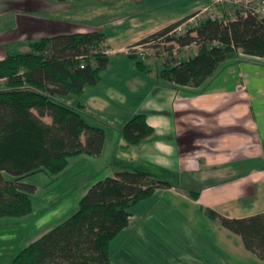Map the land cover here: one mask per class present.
Instances as JSON below:
<instances>
[{
	"label": "trees",
	"instance_id": "16d2710c",
	"mask_svg": "<svg viewBox=\"0 0 264 264\" xmlns=\"http://www.w3.org/2000/svg\"><path fill=\"white\" fill-rule=\"evenodd\" d=\"M179 23L140 43L170 37ZM169 37L181 49L196 45L197 53L167 59L162 78L171 85L198 88L239 54L264 58V14L237 12L227 21L207 17L196 28ZM105 45L100 31L56 34L31 42L28 52H8L0 60V218L31 214L35 187L23 183L25 178L41 172L58 176L73 157L101 155L105 132L87 112L83 92L99 82L109 64ZM136 66L146 70L142 60ZM153 133L144 114L121 129L130 145ZM171 187L143 171L122 170L98 180L79 199L74 214L20 250L10 264H111L113 241L130 226L132 207ZM189 195L197 199L198 192ZM205 214L264 260V213L245 219L209 209Z\"/></svg>",
	"mask_w": 264,
	"mask_h": 264
},
{
	"label": "crops",
	"instance_id": "0c3cea01",
	"mask_svg": "<svg viewBox=\"0 0 264 264\" xmlns=\"http://www.w3.org/2000/svg\"><path fill=\"white\" fill-rule=\"evenodd\" d=\"M148 1L141 0L138 10L112 24L121 30L126 26L129 31L119 39L106 36L109 64L101 71L96 88L89 92L91 86L85 87L83 100L87 109L118 117L123 126L137 114H144L154 133L130 145L121 134L122 126L113 144L108 137L112 132L103 128L105 142L98 158L105 160L112 153L110 145L128 146L129 157L148 169L128 171H143L172 185L157 193L171 203L170 210L179 220L174 227L177 232L171 238L166 234L168 229L159 233L164 249L168 250L173 240L186 246L187 251L176 254L181 264H264L245 249L238 235L205 214L209 209L226 218L245 219L264 213V58L239 54L198 88L171 85L161 72L160 78H149L152 76L147 69L138 68L147 72L140 78L138 74L127 75L125 66L112 67L113 56L137 57L131 52L134 46L172 24L204 13L215 0ZM173 3L178 6L167 16L150 15L153 8ZM37 19L42 18L34 16L33 20ZM58 31L61 30L51 32L62 34ZM196 53L197 48L191 56ZM78 158L84 161L95 157ZM192 159L195 164H190ZM190 191L198 192L197 199L191 198ZM153 220L145 215L141 225ZM157 225L162 230L163 224ZM123 253L117 264H134V255L130 251ZM169 255L163 251L160 258H155L156 263L149 264H173L171 260L175 258Z\"/></svg>",
	"mask_w": 264,
	"mask_h": 264
},
{
	"label": "rangeland",
	"instance_id": "374dc122",
	"mask_svg": "<svg viewBox=\"0 0 264 264\" xmlns=\"http://www.w3.org/2000/svg\"><path fill=\"white\" fill-rule=\"evenodd\" d=\"M154 1L166 2L167 0L148 2ZM139 2L141 0H0V60L3 59L2 55L5 56L8 52H28L31 42L53 36L57 33L51 32L54 29L61 30L58 32L62 34L100 31L106 36L119 39L128 33L129 28L125 26L121 30V28L112 27V24L120 17H127L136 8L138 10L141 6ZM260 2L262 4L263 0H215L211 2V9L196 17L180 21L182 29L174 34H184L189 29L196 28L207 17L223 21L232 20L237 12L248 13L257 6L262 7L263 4L258 5ZM177 4L173 3L165 7L166 4L163 8L158 7L159 9L153 8V15L152 13L150 15L167 16L175 6H178ZM38 5L40 8L37 7ZM52 6H57L58 9H51ZM33 7L37 8L33 9ZM34 16L42 19L33 20ZM78 22L79 26L76 24ZM174 34L168 37L171 38L175 36ZM168 37H163L145 48L141 56L134 53L150 71L152 77L149 78H160V72L167 59L174 58L177 61L187 59L197 48L196 45H192L188 49H179L177 44L168 41ZM135 58L113 56L110 64L112 67L125 66L127 75L138 74L139 78L146 76L147 72H140L136 66L138 59ZM2 85L0 83V87ZM92 88L96 87L91 86L89 92ZM87 112L96 119L97 125L112 132L113 135L110 134L108 137L113 144L115 139L118 141L119 129L123 126L122 122H118V117L110 118L92 109H87ZM44 120L50 122L48 117ZM110 146V150L113 149V151L105 156V160L95 157L80 161V158L73 157L70 159L68 169L58 176H49L41 172L23 180V183L35 187L31 195L33 209L30 215L24 217L0 218V264H10L20 250L74 214L82 193L84 190L87 191L94 182L106 176H114L120 169L148 170L145 165H140L135 159L129 157L128 146L122 144ZM79 161L81 164L77 166ZM169 206L171 203L165 197L162 198L161 193H155L133 206L130 226L113 241L111 264H117L124 251H130L134 255V264H149L150 261L156 263L155 258H160L163 251L175 258L171 260L173 264H181L176 254L187 251L186 246L173 240L167 246L168 250L164 249L159 233V231L166 232L165 230L168 229L169 233L166 234L171 238L175 236L174 232H177L174 227L178 225L179 220L175 213L171 212L172 206L170 208ZM145 215L153 218V223L145 221V224L141 225V218ZM159 223L164 226L160 227L162 230H158Z\"/></svg>",
	"mask_w": 264,
	"mask_h": 264
},
{
	"label": "built area",
	"instance_id": "2783aa9c",
	"mask_svg": "<svg viewBox=\"0 0 264 264\" xmlns=\"http://www.w3.org/2000/svg\"><path fill=\"white\" fill-rule=\"evenodd\" d=\"M219 1H222V0H219ZM262 4H263V6L260 7V8H258L259 6L255 5V6H257V8H254V10H253L252 12H253V13H256V14H264V2H263ZM262 4H261V2L258 3V5H262ZM181 29H182V26L180 25V26H178L176 29H174V30L170 33V35H173V34H174L175 32H177V31H181ZM161 39H162V38H158L157 40H150V41L145 42V43H140V44L134 46V47L132 48V50H133L136 54H139V55L141 56V55L143 54L142 52H143V50H144L145 48L150 47V46L153 45L156 41H160Z\"/></svg>",
	"mask_w": 264,
	"mask_h": 264
},
{
	"label": "clouds",
	"instance_id": "9594fccd",
	"mask_svg": "<svg viewBox=\"0 0 264 264\" xmlns=\"http://www.w3.org/2000/svg\"><path fill=\"white\" fill-rule=\"evenodd\" d=\"M168 151H169V154H171L173 150L169 147ZM190 164H195V160L194 159L190 160Z\"/></svg>",
	"mask_w": 264,
	"mask_h": 264
},
{
	"label": "flooded vegetation",
	"instance_id": "af4514ba",
	"mask_svg": "<svg viewBox=\"0 0 264 264\" xmlns=\"http://www.w3.org/2000/svg\"><path fill=\"white\" fill-rule=\"evenodd\" d=\"M53 1H58V0H53Z\"/></svg>",
	"mask_w": 264,
	"mask_h": 264
}]
</instances>
